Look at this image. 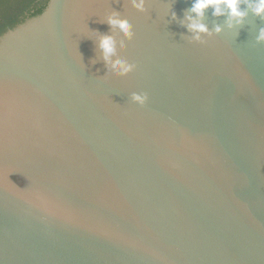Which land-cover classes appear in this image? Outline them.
Instances as JSON below:
<instances>
[{"label":"water","instance_id":"95a60500","mask_svg":"<svg viewBox=\"0 0 264 264\" xmlns=\"http://www.w3.org/2000/svg\"><path fill=\"white\" fill-rule=\"evenodd\" d=\"M191 4L48 0L0 35V264H264V17L208 8L197 41ZM112 10L136 68L101 79Z\"/></svg>","mask_w":264,"mask_h":264},{"label":"clouds","instance_id":"9594fccd","mask_svg":"<svg viewBox=\"0 0 264 264\" xmlns=\"http://www.w3.org/2000/svg\"><path fill=\"white\" fill-rule=\"evenodd\" d=\"M129 2L131 7L137 12L146 13L148 10V0H129ZM241 5H245L246 8L251 9L255 15L264 17V0H192L189 14L185 17V20L187 21V29L193 33L192 39L197 41L201 40V34L203 33L211 35L210 30L202 22L205 11L208 8L214 10V15H227L229 18L228 26L233 27L234 23H242L247 15V11L245 8H242ZM175 15V12H173V18H175ZM105 19L114 31L119 32L125 38L119 42V46L117 45L116 36L113 35L112 32H88L86 25L83 30L90 36V38L96 40L97 47L100 51V57L103 59L107 68V73L101 79H105L111 75L125 77L134 71L136 65L122 57L119 49H126L128 46L127 42L134 38L135 33L133 30V24L126 16L121 15L115 10L108 12ZM215 31L217 33L221 32V26L217 25ZM256 39L258 42L264 41V28L260 29ZM130 99L133 103L144 106L148 101V94L146 92L134 91L131 93ZM12 173H14V170H9L8 180ZM9 184L16 189H20L10 180Z\"/></svg>","mask_w":264,"mask_h":264},{"label":"trees","instance_id":"16d2710c","mask_svg":"<svg viewBox=\"0 0 264 264\" xmlns=\"http://www.w3.org/2000/svg\"><path fill=\"white\" fill-rule=\"evenodd\" d=\"M47 3L48 0H45L42 5L38 4L36 11L31 16L42 13ZM20 5H22L20 0H0V35L26 19V17L18 18V16L10 15V11L19 9Z\"/></svg>","mask_w":264,"mask_h":264},{"label":"flooded vegetation","instance_id":"af4514ba","mask_svg":"<svg viewBox=\"0 0 264 264\" xmlns=\"http://www.w3.org/2000/svg\"><path fill=\"white\" fill-rule=\"evenodd\" d=\"M45 0H20L22 5L19 9L10 11V15L18 16V18H28L31 16L37 9L38 4L42 5Z\"/></svg>","mask_w":264,"mask_h":264}]
</instances>
